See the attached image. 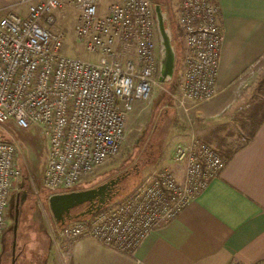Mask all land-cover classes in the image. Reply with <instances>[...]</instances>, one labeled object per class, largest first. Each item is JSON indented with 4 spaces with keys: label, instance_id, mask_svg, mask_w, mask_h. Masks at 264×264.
Returning a JSON list of instances; mask_svg holds the SVG:
<instances>
[{
    "label": "built area",
    "instance_id": "2783aa9c",
    "mask_svg": "<svg viewBox=\"0 0 264 264\" xmlns=\"http://www.w3.org/2000/svg\"><path fill=\"white\" fill-rule=\"evenodd\" d=\"M24 14L0 16V124L34 130L47 140L42 187L76 192L82 180L115 157L135 103L150 99L158 71L157 29L151 0H121L99 14V0H18ZM76 13L75 41L96 62L62 54L57 13ZM183 71L169 94L178 110L216 96L222 30L215 0H179ZM17 147L0 137V255L11 192L21 179ZM170 167L145 180L122 202L56 227L53 242L68 249L91 240L133 257L155 230L173 221L217 178L226 160L192 136L177 146Z\"/></svg>",
    "mask_w": 264,
    "mask_h": 264
},
{
    "label": "rangeland",
    "instance_id": "374dc122",
    "mask_svg": "<svg viewBox=\"0 0 264 264\" xmlns=\"http://www.w3.org/2000/svg\"><path fill=\"white\" fill-rule=\"evenodd\" d=\"M162 5V0H151ZM155 1H158L155 3ZM18 0H0V16L7 12L24 14ZM166 27L170 30L175 54L172 79L162 84L159 67L153 76L148 101L134 104L125 124V140L119 153L84 178L77 191L113 183L103 207L113 208L126 199L147 176L168 167L177 146L192 136L213 147L221 156L246 143L257 123L264 117V62L255 66L231 89L197 106L188 113L178 110L169 94L177 91L183 71V38L176 24L175 6L164 5ZM56 31L63 36L62 54L84 61L96 62L87 55L74 38L76 13L63 9L58 13ZM157 57L160 43L157 34ZM0 137L12 142L18 151L17 167L21 179L11 192L7 213V229L1 245L0 264H63V253L53 242L56 223L49 208L50 193L42 187L47 140L34 130L23 131L10 123L0 124ZM16 204L17 230L13 226ZM67 258V256H66Z\"/></svg>",
    "mask_w": 264,
    "mask_h": 264
},
{
    "label": "crops",
    "instance_id": "0c3cea01",
    "mask_svg": "<svg viewBox=\"0 0 264 264\" xmlns=\"http://www.w3.org/2000/svg\"><path fill=\"white\" fill-rule=\"evenodd\" d=\"M120 1L99 0V14ZM215 1L222 30L220 95L264 62V0ZM161 2L162 10L174 4L177 12L179 0ZM167 166L182 177L181 167ZM63 259V264H264V122L220 175L173 221L152 232L133 257L80 240Z\"/></svg>",
    "mask_w": 264,
    "mask_h": 264
},
{
    "label": "water",
    "instance_id": "95a60500",
    "mask_svg": "<svg viewBox=\"0 0 264 264\" xmlns=\"http://www.w3.org/2000/svg\"><path fill=\"white\" fill-rule=\"evenodd\" d=\"M156 29L160 43L159 81L164 84L173 77L175 54L171 43L170 30L166 27L167 16L159 4H154ZM113 183L104 184L97 188L76 191L69 194L52 195L49 197V208L58 228H63L73 220L88 218L100 210L110 197L108 190ZM18 221L16 204L13 235L15 238Z\"/></svg>",
    "mask_w": 264,
    "mask_h": 264
},
{
    "label": "trees",
    "instance_id": "16d2710c",
    "mask_svg": "<svg viewBox=\"0 0 264 264\" xmlns=\"http://www.w3.org/2000/svg\"><path fill=\"white\" fill-rule=\"evenodd\" d=\"M156 2H158V1H155V3H156ZM263 122H264V117H262V119L257 123V126L255 127V130L251 133V135H250L249 138L246 140V143H245L243 146L239 147L237 150H234V151L229 152V155H227V156H225V157L222 156V157H224V159L226 160V162H229V161L231 160V158L234 156V154H235L238 150H240L241 148H243L244 146H246L248 143H250V142L253 140V138H254V136H255V134H256V132H257L259 126H260Z\"/></svg>",
    "mask_w": 264,
    "mask_h": 264
},
{
    "label": "flooded vegetation",
    "instance_id": "af4514ba",
    "mask_svg": "<svg viewBox=\"0 0 264 264\" xmlns=\"http://www.w3.org/2000/svg\"><path fill=\"white\" fill-rule=\"evenodd\" d=\"M161 8H162V5H161ZM163 11H164V10H163ZM111 190H112V188L108 190V193H110ZM10 264H14V263H13V262H12V263L10 262Z\"/></svg>",
    "mask_w": 264,
    "mask_h": 264
}]
</instances>
